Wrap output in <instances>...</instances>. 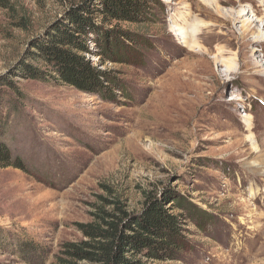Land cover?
I'll list each match as a JSON object with an SVG mask.
<instances>
[{
	"label": "rangeland",
	"instance_id": "374dc122",
	"mask_svg": "<svg viewBox=\"0 0 264 264\" xmlns=\"http://www.w3.org/2000/svg\"><path fill=\"white\" fill-rule=\"evenodd\" d=\"M137 1L136 17L112 18L102 0H0V139L21 166H0V264H57L83 238L78 224L116 201L131 217L156 201L179 222L176 255L138 253L145 264H264L261 24L243 43L241 20L197 15L199 0ZM74 12L91 24L87 49L69 47L107 74L108 91L30 76L48 66L38 43ZM196 17L226 42L184 46L175 28Z\"/></svg>",
	"mask_w": 264,
	"mask_h": 264
},
{
	"label": "trees",
	"instance_id": "16d2710c",
	"mask_svg": "<svg viewBox=\"0 0 264 264\" xmlns=\"http://www.w3.org/2000/svg\"><path fill=\"white\" fill-rule=\"evenodd\" d=\"M102 3V13L112 18L136 17L141 8L137 0H102ZM70 17L69 24L53 32L54 38L45 44L38 43L40 57L48 66L45 69H33L35 71L31 69L30 76L36 79L51 77L88 93L108 91L109 87L103 82L107 74L93 67L69 47L71 45L78 51L87 49L82 35H88L86 25L91 22L79 12H74ZM14 160L11 159L7 144L0 139V166L21 167L19 160ZM114 203V210H103L92 221L78 224L83 238L64 243L60 250L62 255L57 256V264H145V261L136 257L138 253L158 259H172L176 255L170 244L175 243L179 222L166 212L162 204L153 201L140 215L131 217L118 201ZM131 222L140 230L125 232L122 227L131 225Z\"/></svg>",
	"mask_w": 264,
	"mask_h": 264
},
{
	"label": "bare ground",
	"instance_id": "6f19581e",
	"mask_svg": "<svg viewBox=\"0 0 264 264\" xmlns=\"http://www.w3.org/2000/svg\"><path fill=\"white\" fill-rule=\"evenodd\" d=\"M185 1V0H183ZM180 1L174 2V4H179ZM199 2L203 5L202 9L199 10L197 15H202L206 18H216V19H224L228 22L234 20H241V32L239 34V38L242 39L243 43L245 42L246 37L258 26L261 24V27L256 29V34L253 37L254 40L258 42L264 41V0H259L258 6L262 8L261 14L257 15L258 8L250 7L249 9L244 8L242 6H238V8L230 7L229 10L221 9V4L224 2H228L227 0H199ZM189 13V9L186 11ZM190 15V14H189ZM257 15V16H256ZM190 16L185 15L182 19L176 18L180 23H187ZM243 18V19H242ZM254 18V19H253ZM207 25H202L198 18L196 17L194 23L191 27V30H184L180 27L175 28V35L179 37L181 43H184V46L191 47L193 51H200L201 48L198 45V37L202 38L205 41H225L224 37H228L227 34L215 32L212 28L213 25L211 23H206ZM207 28V31H203V28ZM254 33V32H253ZM226 42V41H225ZM203 55V53H202ZM221 55L212 56L216 61H221ZM203 63V62H202ZM228 63V62H227ZM253 64L260 66L258 61H254ZM202 65V64H201ZM227 72H231L234 69V64L225 65ZM264 73V70L261 71ZM260 172L264 174V160L261 162ZM258 167V166H257ZM260 167V166H259ZM258 171V172H259Z\"/></svg>",
	"mask_w": 264,
	"mask_h": 264
}]
</instances>
